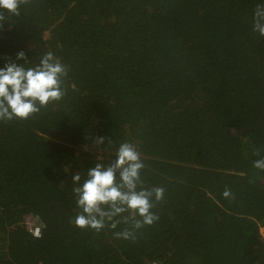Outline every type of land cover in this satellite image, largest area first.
I'll list each match as a JSON object with an SVG mask.
<instances>
[{
  "label": "trees",
  "instance_id": "obj_1",
  "mask_svg": "<svg viewBox=\"0 0 264 264\" xmlns=\"http://www.w3.org/2000/svg\"><path fill=\"white\" fill-rule=\"evenodd\" d=\"M260 2L0 8V68H35L52 53L66 69L59 101L0 119V264H264V170L253 167L264 159V37L252 31ZM123 143L144 164L137 190L164 189L152 197L159 220L134 240L114 236L131 221L100 232L70 223L81 212L73 189Z\"/></svg>",
  "mask_w": 264,
  "mask_h": 264
},
{
  "label": "clouds",
  "instance_id": "obj_2",
  "mask_svg": "<svg viewBox=\"0 0 264 264\" xmlns=\"http://www.w3.org/2000/svg\"><path fill=\"white\" fill-rule=\"evenodd\" d=\"M26 2L27 0H0V8L19 15V5ZM2 19L3 16L0 15V20ZM252 31L264 37V0L253 9ZM16 59H25V53L18 52ZM64 75L66 69L60 63L54 62L52 53L42 57L35 68L25 69L15 62L6 63L0 68V119L27 118L39 111L37 101L40 107L46 106L50 101H59L64 94L61 89V77ZM96 142L103 144L104 137H98ZM253 167L264 170V159L254 160ZM143 168L144 164L135 146L130 143L121 144L113 163L107 166L96 164L88 170V179L73 189L77 197L76 205L81 212L70 223L80 229L90 228L100 232L106 224L115 229L117 225H128L131 221L130 227L115 232L114 236L134 240L135 231L159 220V216L151 211L154 206L152 197L161 201L164 196L162 187L137 190ZM72 179L78 184L81 177L74 174ZM223 195L227 198L231 196V191L226 189ZM125 212L133 215L115 219ZM35 235H40L38 227Z\"/></svg>",
  "mask_w": 264,
  "mask_h": 264
},
{
  "label": "rangeland",
  "instance_id": "obj_3",
  "mask_svg": "<svg viewBox=\"0 0 264 264\" xmlns=\"http://www.w3.org/2000/svg\"><path fill=\"white\" fill-rule=\"evenodd\" d=\"M25 221H26L27 226L30 228V230H32L34 226L36 225L35 219L31 216H27ZM261 231L264 235V228H262Z\"/></svg>",
  "mask_w": 264,
  "mask_h": 264
},
{
  "label": "built area",
  "instance_id": "obj_4",
  "mask_svg": "<svg viewBox=\"0 0 264 264\" xmlns=\"http://www.w3.org/2000/svg\"><path fill=\"white\" fill-rule=\"evenodd\" d=\"M38 226H35L32 230H33V234L35 235V229L37 228ZM39 228V227H38ZM40 232V231H39ZM36 236V235H35Z\"/></svg>",
  "mask_w": 264,
  "mask_h": 264
}]
</instances>
